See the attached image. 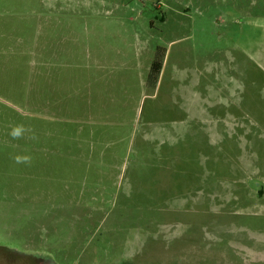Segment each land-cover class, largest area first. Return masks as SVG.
Returning a JSON list of instances; mask_svg holds the SVG:
<instances>
[{"label":"rangeland","instance_id":"374dc122","mask_svg":"<svg viewBox=\"0 0 264 264\" xmlns=\"http://www.w3.org/2000/svg\"><path fill=\"white\" fill-rule=\"evenodd\" d=\"M0 264H264V0H0Z\"/></svg>","mask_w":264,"mask_h":264},{"label":"crops","instance_id":"0c3cea01","mask_svg":"<svg viewBox=\"0 0 264 264\" xmlns=\"http://www.w3.org/2000/svg\"><path fill=\"white\" fill-rule=\"evenodd\" d=\"M221 94L222 96H216V94H214V101L213 102L209 101V104L211 105V107L209 105L208 117H207V119L209 120V132L205 130L206 132L205 136L207 137V140L210 139V141L213 143H216V139L220 138L219 136H221L224 131H225L224 134L227 132L234 133L235 127L237 125V122L235 121L239 120L237 117H235L230 113V108H229L230 106L227 102V97H225L224 91L223 93L221 92ZM215 103H219V104L216 105ZM219 121H225L226 123V129L223 132L219 131L218 129ZM224 134L222 135L223 136L222 138L226 137L227 135ZM218 143H219V139L217 140L216 144ZM223 144L225 145V143ZM228 144L229 143H226V145Z\"/></svg>","mask_w":264,"mask_h":264},{"label":"trees","instance_id":"16d2710c","mask_svg":"<svg viewBox=\"0 0 264 264\" xmlns=\"http://www.w3.org/2000/svg\"><path fill=\"white\" fill-rule=\"evenodd\" d=\"M161 70H162V62L159 59L155 60L150 71V81L152 83H155L157 81Z\"/></svg>","mask_w":264,"mask_h":264}]
</instances>
